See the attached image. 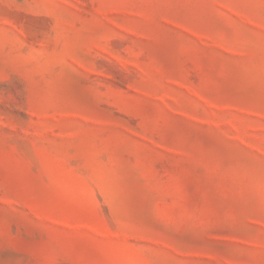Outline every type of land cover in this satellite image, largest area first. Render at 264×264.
<instances>
[{
  "label": "rangeland",
  "instance_id": "374dc122",
  "mask_svg": "<svg viewBox=\"0 0 264 264\" xmlns=\"http://www.w3.org/2000/svg\"><path fill=\"white\" fill-rule=\"evenodd\" d=\"M0 264H264V0H0Z\"/></svg>",
  "mask_w": 264,
  "mask_h": 264
}]
</instances>
